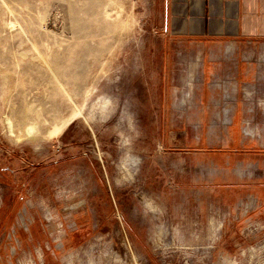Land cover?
Returning <instances> with one entry per match:
<instances>
[{"label":"rangeland","instance_id":"374dc122","mask_svg":"<svg viewBox=\"0 0 264 264\" xmlns=\"http://www.w3.org/2000/svg\"><path fill=\"white\" fill-rule=\"evenodd\" d=\"M168 3L0 0V264H264V38Z\"/></svg>","mask_w":264,"mask_h":264},{"label":"crops","instance_id":"0c3cea01","mask_svg":"<svg viewBox=\"0 0 264 264\" xmlns=\"http://www.w3.org/2000/svg\"><path fill=\"white\" fill-rule=\"evenodd\" d=\"M164 16L180 35L264 38V0H169Z\"/></svg>","mask_w":264,"mask_h":264},{"label":"bare ground","instance_id":"6f19581e","mask_svg":"<svg viewBox=\"0 0 264 264\" xmlns=\"http://www.w3.org/2000/svg\"><path fill=\"white\" fill-rule=\"evenodd\" d=\"M264 57V56H263ZM30 132V131H29Z\"/></svg>","mask_w":264,"mask_h":264}]
</instances>
